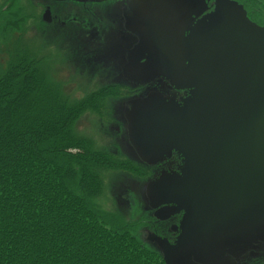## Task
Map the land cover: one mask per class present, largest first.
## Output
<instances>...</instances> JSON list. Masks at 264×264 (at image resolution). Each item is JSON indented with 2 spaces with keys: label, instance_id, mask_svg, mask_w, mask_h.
<instances>
[{
  "label": "trees",
  "instance_id": "1",
  "mask_svg": "<svg viewBox=\"0 0 264 264\" xmlns=\"http://www.w3.org/2000/svg\"><path fill=\"white\" fill-rule=\"evenodd\" d=\"M19 3L0 6V264H166L96 203L105 173L141 172L74 131L107 88L66 100L21 38L37 13Z\"/></svg>",
  "mask_w": 264,
  "mask_h": 264
},
{
  "label": "rangeland",
  "instance_id": "2",
  "mask_svg": "<svg viewBox=\"0 0 264 264\" xmlns=\"http://www.w3.org/2000/svg\"><path fill=\"white\" fill-rule=\"evenodd\" d=\"M19 5L24 7L26 2L20 0ZM0 6L7 8L8 4L0 2ZM53 15L58 16L57 22L47 24L37 13L28 20L21 36L36 58L42 60L48 79L71 102L108 90L100 95V112L81 114L74 131L91 140L95 149L141 169L139 175L105 173L104 189L96 203L133 224V235L164 258L166 248L177 244L193 221L195 209L188 194H175L188 184V154L176 142L160 149L154 148L152 142L166 129L160 121L162 117L186 111L196 80L184 87L192 91L189 97L168 93L159 87L161 75L150 74L151 62L141 61L135 77L132 62L118 57V49L112 50L99 33L70 22L72 15ZM91 19V25L101 23ZM61 22L66 26L62 27ZM144 48L148 51L151 47ZM165 82L178 89L183 87L168 75ZM168 261L264 264V204L248 206L196 232L182 246L169 251Z\"/></svg>",
  "mask_w": 264,
  "mask_h": 264
},
{
  "label": "water",
  "instance_id": "3",
  "mask_svg": "<svg viewBox=\"0 0 264 264\" xmlns=\"http://www.w3.org/2000/svg\"><path fill=\"white\" fill-rule=\"evenodd\" d=\"M174 4L165 2L163 13H158L170 16L161 20L159 29L166 39L172 30L174 38L160 48L173 55L179 68L182 53L175 32L179 22L172 20ZM48 17L44 15L46 22ZM193 48L186 75L196 80L192 101L183 120L179 115L160 119L167 128L152 142L154 148L176 142L188 154V184L175 194H188L195 209L179 242L166 248V264L169 251L196 232L248 206L264 204V28L232 9Z\"/></svg>",
  "mask_w": 264,
  "mask_h": 264
},
{
  "label": "flooded vegetation",
  "instance_id": "4",
  "mask_svg": "<svg viewBox=\"0 0 264 264\" xmlns=\"http://www.w3.org/2000/svg\"><path fill=\"white\" fill-rule=\"evenodd\" d=\"M24 1L26 2L27 8L33 13L41 14V20L47 24H51L53 21L57 22L58 16L53 14H69L72 15L70 22L81 24L87 29H92L93 33H99L102 39L107 41L106 44L109 45L112 50L118 49V57L124 58L125 61L132 62L130 68L132 67L131 69L135 77L140 72L139 66L141 65V61L151 62V66H148L150 74L161 75L160 80H158L161 82L159 87H162L163 90L171 94H181L182 97L186 95L189 97L191 90L189 88L185 89L184 87L185 85L189 86L192 80L195 79H186L193 57V45L198 39L209 34L219 26L225 19L229 10L239 9L252 23L264 28V0ZM167 1L171 4L175 3L173 6L175 12L172 15V20L176 23L177 21L179 22V28L175 31L180 38L182 53L179 58L182 61L179 68L173 63V55L170 54L171 57L163 53L160 48V46L164 44L168 45L170 44L169 42L172 43L174 40V38H172V30L170 31L171 38L169 34V38L166 39L163 31L159 29L161 20L170 18L168 15L164 17L158 16L159 12L163 13L161 5ZM0 2L2 4H10L12 0H0ZM254 4L261 7L263 12L260 13L259 9L254 7ZM169 9L172 8H166V10ZM45 14H48L49 22L44 20ZM79 15L81 16L79 17ZM91 18L94 20L96 19L95 21L100 20L101 23L91 25ZM66 24V22L60 23L62 27H65ZM146 45L151 47L150 50L147 51L146 48L142 49V47ZM143 68H145V66H143ZM166 75L183 87L178 89L171 84L168 85L165 82ZM193 90H195V86ZM178 115V120H183L185 111L177 112L172 116ZM162 147L164 146L159 147V149Z\"/></svg>",
  "mask_w": 264,
  "mask_h": 264
},
{
  "label": "bare ground",
  "instance_id": "5",
  "mask_svg": "<svg viewBox=\"0 0 264 264\" xmlns=\"http://www.w3.org/2000/svg\"><path fill=\"white\" fill-rule=\"evenodd\" d=\"M193 91V92H192ZM191 92H192V94H194L195 93V91H196V89L195 90H192ZM190 103V102H189ZM189 103H188V105H189ZM188 105H187V107H188ZM186 108V107H185ZM187 110V109H186ZM185 113H186V111H185ZM185 116V115H184Z\"/></svg>",
  "mask_w": 264,
  "mask_h": 264
}]
</instances>
